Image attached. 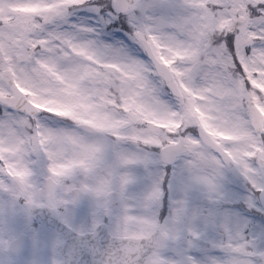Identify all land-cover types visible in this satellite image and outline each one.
Listing matches in <instances>:
<instances>
[{
    "label": "snow or ice",
    "instance_id": "6c2138e0",
    "mask_svg": "<svg viewBox=\"0 0 264 264\" xmlns=\"http://www.w3.org/2000/svg\"><path fill=\"white\" fill-rule=\"evenodd\" d=\"M0 264H264V0H0Z\"/></svg>",
    "mask_w": 264,
    "mask_h": 264
}]
</instances>
